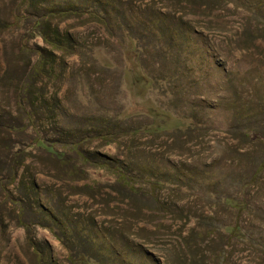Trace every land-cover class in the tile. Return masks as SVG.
Returning <instances> with one entry per match:
<instances>
[{"label":"rangeland","instance_id":"1","mask_svg":"<svg viewBox=\"0 0 264 264\" xmlns=\"http://www.w3.org/2000/svg\"><path fill=\"white\" fill-rule=\"evenodd\" d=\"M84 254L264 264V0H0V264Z\"/></svg>","mask_w":264,"mask_h":264},{"label":"trees","instance_id":"2","mask_svg":"<svg viewBox=\"0 0 264 264\" xmlns=\"http://www.w3.org/2000/svg\"><path fill=\"white\" fill-rule=\"evenodd\" d=\"M70 12H77L78 16L79 15H86V14L93 15V13H95V11H93V10H81V8H78V9L75 8L73 10L72 8L61 9V8H56V7L53 8L52 7L47 11V14L49 16H56V15H65V14L70 13ZM20 19L26 20L27 18H26V16L22 15ZM43 24H44L43 21H38L35 23V27L37 29L36 33L43 38L44 42L49 43V45L52 47L53 50L62 49L63 45H65V42L67 41V39H64V40H57V39L48 40L46 38L43 30H41ZM45 65H46V63L43 60H40V62L37 65L38 70H37V67L35 69L36 73H40L41 71H43L45 69L44 68ZM142 82L151 87L153 81L146 78V76H141L138 79H136L135 84L136 83H142ZM148 114L151 115L153 121L150 125L145 126L143 128V130H147L150 133L169 131L170 128H172L174 125H176L175 119H177V118L174 115H172L169 111H166L164 109H158L155 106H149ZM109 131L110 130H107V129L102 130L100 133V136H105V134L109 135L110 134ZM33 145L36 146L37 148H39L40 150L48 153V155L56 158L60 162H62L64 160V155L55 151L53 149L52 145L47 144L44 139L37 138L33 142ZM119 180H121V179L119 178ZM228 203L233 204L234 202L232 200H229ZM76 263L77 264H93V260L89 255L84 254L76 260Z\"/></svg>","mask_w":264,"mask_h":264}]
</instances>
